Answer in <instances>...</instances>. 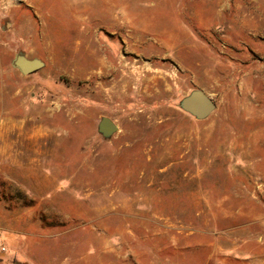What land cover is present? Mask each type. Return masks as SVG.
I'll return each mask as SVG.
<instances>
[{
	"label": "rangeland",
	"instance_id": "1",
	"mask_svg": "<svg viewBox=\"0 0 264 264\" xmlns=\"http://www.w3.org/2000/svg\"><path fill=\"white\" fill-rule=\"evenodd\" d=\"M263 236L264 0H0V264H219Z\"/></svg>",
	"mask_w": 264,
	"mask_h": 264
},
{
	"label": "water",
	"instance_id": "2",
	"mask_svg": "<svg viewBox=\"0 0 264 264\" xmlns=\"http://www.w3.org/2000/svg\"><path fill=\"white\" fill-rule=\"evenodd\" d=\"M11 65L23 75H30L43 67V62L37 58L29 59L23 54H17ZM179 107L197 120L206 119L216 108L214 100L202 90H193L182 98ZM98 131L109 137L117 131V126L109 118H102L98 124Z\"/></svg>",
	"mask_w": 264,
	"mask_h": 264
},
{
	"label": "crops",
	"instance_id": "3",
	"mask_svg": "<svg viewBox=\"0 0 264 264\" xmlns=\"http://www.w3.org/2000/svg\"><path fill=\"white\" fill-rule=\"evenodd\" d=\"M260 247L261 251L258 255H240L233 254L232 257L226 261H222L219 264H264V236L261 238ZM233 253H238L237 251Z\"/></svg>",
	"mask_w": 264,
	"mask_h": 264
}]
</instances>
